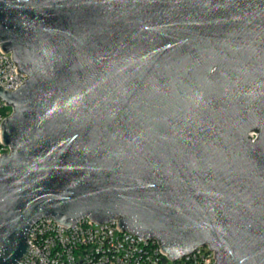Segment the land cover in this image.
<instances>
[{"label": "water", "instance_id": "95a60500", "mask_svg": "<svg viewBox=\"0 0 264 264\" xmlns=\"http://www.w3.org/2000/svg\"><path fill=\"white\" fill-rule=\"evenodd\" d=\"M0 42V264L86 216L264 264V0H0Z\"/></svg>", "mask_w": 264, "mask_h": 264}, {"label": "built area", "instance_id": "2783aa9c", "mask_svg": "<svg viewBox=\"0 0 264 264\" xmlns=\"http://www.w3.org/2000/svg\"><path fill=\"white\" fill-rule=\"evenodd\" d=\"M16 65L12 52L4 51L0 42V87L12 90L27 78ZM11 112L12 107L0 99V155L11 149L1 134L2 121ZM251 134L255 137V132ZM28 243L27 253L16 264H217L209 244L173 259L157 238L124 230L117 220L101 223L89 216L71 225L42 217L31 226Z\"/></svg>", "mask_w": 264, "mask_h": 264}]
</instances>
